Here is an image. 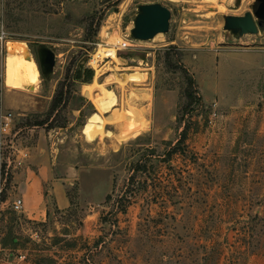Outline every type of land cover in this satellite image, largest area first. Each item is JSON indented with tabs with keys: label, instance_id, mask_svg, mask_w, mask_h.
<instances>
[{
	"label": "rangeland",
	"instance_id": "1",
	"mask_svg": "<svg viewBox=\"0 0 264 264\" xmlns=\"http://www.w3.org/2000/svg\"><path fill=\"white\" fill-rule=\"evenodd\" d=\"M253 2L0 0V112L19 115L30 169L49 168L40 219L12 209L21 189L0 193V264H264V34L223 29ZM154 3L168 31L132 40L137 6ZM12 42L35 65L40 45L55 55L34 93L4 84ZM95 79L117 99L103 118L131 131L82 130Z\"/></svg>",
	"mask_w": 264,
	"mask_h": 264
},
{
	"label": "bare ground",
	"instance_id": "2",
	"mask_svg": "<svg viewBox=\"0 0 264 264\" xmlns=\"http://www.w3.org/2000/svg\"><path fill=\"white\" fill-rule=\"evenodd\" d=\"M160 35L161 34H158L157 36H155V38L159 37ZM29 52L30 51L25 43L12 42L8 45V50L4 56V84L6 87L19 90H29L33 87L34 89L29 91L31 93L36 92L37 87L40 85V76L38 75V71L36 68L37 65H35V62ZM115 52V50L111 49L108 50V52H105L104 55L109 60L108 64L112 65V70L119 71V64L121 63V61L118 58L117 54V57L115 56ZM90 65L94 70H96L98 74L99 70L97 71L96 69L97 63L94 59L90 62ZM111 80L114 79L111 78ZM114 81L119 86L123 85L122 81L118 80L117 78ZM89 99L94 104L95 109L98 111V113L92 114L87 118L86 123L82 128L85 133L91 136L104 138L107 135L106 131L104 130L106 129L105 126L107 125L112 126V124H114L113 126L116 127V130H119L121 133L123 132V130H126L127 133V131L132 128L131 124H128V126H126L127 128H124V124H118V122L115 123L116 118H103L102 114L111 111L116 106L117 102L115 94L112 90L107 89L105 84H98L95 79L91 85V89H89ZM120 121H122V117Z\"/></svg>",
	"mask_w": 264,
	"mask_h": 264
},
{
	"label": "water",
	"instance_id": "3",
	"mask_svg": "<svg viewBox=\"0 0 264 264\" xmlns=\"http://www.w3.org/2000/svg\"><path fill=\"white\" fill-rule=\"evenodd\" d=\"M251 12L243 16H224L223 29L229 36L238 40L246 34H264V0H254ZM170 11L161 4H140L132 20L130 38L134 41H149L169 29ZM35 58L39 73L47 78L55 66V55L44 44L40 45ZM34 88H30L33 90Z\"/></svg>",
	"mask_w": 264,
	"mask_h": 264
},
{
	"label": "built area",
	"instance_id": "4",
	"mask_svg": "<svg viewBox=\"0 0 264 264\" xmlns=\"http://www.w3.org/2000/svg\"><path fill=\"white\" fill-rule=\"evenodd\" d=\"M18 116L10 110L0 112V193L18 187L15 179L28 167L31 158L29 148L19 136L22 128L16 122ZM21 208L20 198L12 202L15 212Z\"/></svg>",
	"mask_w": 264,
	"mask_h": 264
},
{
	"label": "crops",
	"instance_id": "5",
	"mask_svg": "<svg viewBox=\"0 0 264 264\" xmlns=\"http://www.w3.org/2000/svg\"><path fill=\"white\" fill-rule=\"evenodd\" d=\"M31 159L33 158H30L28 167L20 174L24 175V179L20 182L17 181V188L21 189L22 192L21 200L23 212L29 215V219L36 220L40 219V216H43V213L40 211L41 204L44 199V193L42 189L43 183H45V181H47V179L49 178V168L48 162L46 166V161L41 157L36 158V165L38 166V168L36 169V171H34L33 169H30V165L33 164V160L31 161ZM29 170L33 172L32 176H29ZM57 199L59 208L67 207L68 200L65 195H60ZM31 202L35 203V205L33 206V208L27 209Z\"/></svg>",
	"mask_w": 264,
	"mask_h": 264
},
{
	"label": "trees",
	"instance_id": "6",
	"mask_svg": "<svg viewBox=\"0 0 264 264\" xmlns=\"http://www.w3.org/2000/svg\"><path fill=\"white\" fill-rule=\"evenodd\" d=\"M62 93L61 92H58L57 95L55 96V98L53 99V108L56 107V104L58 103V100L60 99ZM186 136V128H184L182 130V133H181V139L178 141V143H181L182 142V137H185Z\"/></svg>",
	"mask_w": 264,
	"mask_h": 264
}]
</instances>
